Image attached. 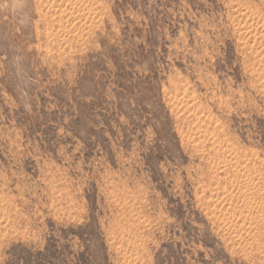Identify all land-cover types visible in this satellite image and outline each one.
<instances>
[{"label": "rangeland", "instance_id": "rangeland-1", "mask_svg": "<svg viewBox=\"0 0 264 264\" xmlns=\"http://www.w3.org/2000/svg\"><path fill=\"white\" fill-rule=\"evenodd\" d=\"M0 264H264V0H0Z\"/></svg>", "mask_w": 264, "mask_h": 264}, {"label": "bare ground", "instance_id": "bare-ground-1", "mask_svg": "<svg viewBox=\"0 0 264 264\" xmlns=\"http://www.w3.org/2000/svg\"><path fill=\"white\" fill-rule=\"evenodd\" d=\"M58 2V1H57ZM62 28V27H61ZM218 227H220V225L218 226ZM219 229V228H218Z\"/></svg>", "mask_w": 264, "mask_h": 264}]
</instances>
